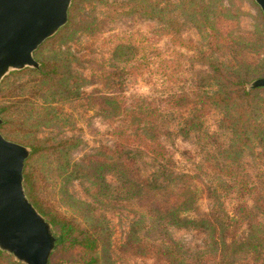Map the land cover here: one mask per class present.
Wrapping results in <instances>:
<instances>
[{"label": "rangeland", "instance_id": "rangeland-1", "mask_svg": "<svg viewBox=\"0 0 264 264\" xmlns=\"http://www.w3.org/2000/svg\"><path fill=\"white\" fill-rule=\"evenodd\" d=\"M34 58L39 68L0 80V132L31 148L29 200L97 238L94 264H160L154 245L161 264H264V87L249 88L264 77L256 0H72L68 22ZM237 76L247 78L248 93L210 99L237 86ZM114 94L117 113L104 99ZM201 100L205 109H196ZM154 108L172 172L141 148ZM190 117L202 125L189 126ZM116 145L131 182L148 185L145 202L115 171H94ZM193 182L205 193L188 216L210 215L215 230L154 217V183ZM226 231L236 254L225 252ZM56 242L50 264H87L78 247ZM0 264L26 263L0 248Z\"/></svg>", "mask_w": 264, "mask_h": 264}, {"label": "water", "instance_id": "water-1", "mask_svg": "<svg viewBox=\"0 0 264 264\" xmlns=\"http://www.w3.org/2000/svg\"><path fill=\"white\" fill-rule=\"evenodd\" d=\"M256 2L264 12V0ZM71 3L0 0V80L11 70L40 67L34 52L68 22ZM257 87H264V77L249 84ZM30 154L29 146L0 132V248L26 264H50L57 239L52 223L29 200L24 187Z\"/></svg>", "mask_w": 264, "mask_h": 264}, {"label": "trees", "instance_id": "trees-1", "mask_svg": "<svg viewBox=\"0 0 264 264\" xmlns=\"http://www.w3.org/2000/svg\"><path fill=\"white\" fill-rule=\"evenodd\" d=\"M237 79H239V83L237 84V86L231 88L232 86L228 84L226 85L224 92H215L212 97H210V99H213L214 101H234V99H236L238 96H241L242 93H248L245 91L244 87V83L247 78L237 76ZM117 98L118 96L115 94L104 96L107 107L110 109V111H114L115 113H117L118 109H120L121 107V105L118 103ZM198 103L199 104L196 109H205L208 102H206V100H201ZM115 115L118 116V114ZM134 115L135 114L132 113V117L136 118V116L134 117ZM160 117L161 114L159 112V109L154 108V124L152 125V134L150 135V137L144 134V136L142 137V140H144V142L142 143L143 145L141 148H143L145 152L150 154V156H153L154 160L160 163V166H162V169L165 172H172L175 165L173 156L170 155L166 146H164V144L160 141V136L164 132H168L166 128H162L161 124L157 122V119H160ZM187 122L191 127H199L202 125V122L200 120L198 121V118L195 117L188 118ZM129 129L130 126L126 127V130ZM121 134H125V131ZM38 149V146H33V152L39 151ZM124 158L125 157L120 154L119 146L116 145V148L110 151L109 157L107 159L96 158L93 161L92 165L94 171L99 176V173H101L102 170L115 171L122 178V181L124 179L123 182H126L127 184L131 182V178L129 177H132V173H129L131 169L128 167L129 164L125 161ZM184 176H186L187 178L191 177L190 175ZM140 180L141 183L145 182L142 178ZM133 182H131L132 185H127L128 191H134L135 195L136 193L138 195H142V202H145L147 199L143 198L145 197L143 195L149 192L145 187L148 185L146 183H143L140 186L138 183ZM25 183L26 186L28 185V188L32 189L31 176L28 174H25ZM204 193L205 189L202 186H199L196 182L187 185H179L175 188H171L166 185H157L154 183V204H151V206L154 205V217L163 219L171 224H176L179 226L192 225L196 227H207L215 230L212 220L210 219V215L202 216L199 218L188 216L189 213L193 212L198 199L201 198ZM32 202L36 206V208H38V210L54 226L57 233V246L69 245L70 247H78L85 253L87 264H94L96 262L95 252L97 250L98 242L97 238L94 237L92 232L80 229L72 221L66 218H62L58 214H55L53 212H49L40 204L38 200H36V198H33ZM230 220H234V217H231ZM231 221H229L227 225L231 226ZM230 226L226 227L225 229H229ZM224 237L225 243L226 239L228 237L230 238V243L225 244V252L227 254L235 252L236 254L238 252V249H240V245L238 244L237 240L228 236L227 231L225 232ZM156 253H160V249L158 248V246L154 245V258L158 263L161 264V261L163 260L159 259V254Z\"/></svg>", "mask_w": 264, "mask_h": 264}]
</instances>
